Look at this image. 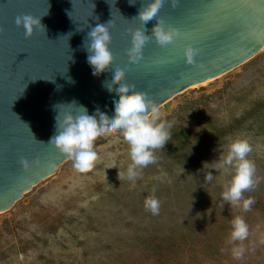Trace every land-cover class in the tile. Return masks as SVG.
Returning <instances> with one entry per match:
<instances>
[{"label":"rangeland","instance_id":"rangeland-1","mask_svg":"<svg viewBox=\"0 0 264 264\" xmlns=\"http://www.w3.org/2000/svg\"><path fill=\"white\" fill-rule=\"evenodd\" d=\"M192 86L159 105L173 122L171 138L134 182L118 177L131 162L127 142L101 133L89 168L77 170L68 158L1 212L0 264H264V48ZM237 137L249 140L256 165L258 182L244 193L255 201L248 211L221 196L234 169L219 168V157ZM153 188L158 215L144 207ZM238 215L249 236L230 242Z\"/></svg>","mask_w":264,"mask_h":264},{"label":"water","instance_id":"water-1","mask_svg":"<svg viewBox=\"0 0 264 264\" xmlns=\"http://www.w3.org/2000/svg\"><path fill=\"white\" fill-rule=\"evenodd\" d=\"M129 2L0 0V213L68 159L48 141L56 133L57 111L62 118L66 111L78 112V106L58 104L75 100L89 110L96 104L112 111L110 96L99 83L109 79V72L101 65L93 74L83 44L92 27L107 22L108 64L128 63L124 47L130 46V29L143 27L136 16L141 0ZM23 15L40 18L46 32L37 29L26 36L15 22ZM158 15L181 35L167 46L149 40L143 59L130 64L122 78L159 105L231 71L264 48V0H180L175 8L166 0ZM155 23L145 25L148 34ZM188 44L200 50L195 59L203 68L185 62ZM22 157L39 158L41 166L25 171Z\"/></svg>","mask_w":264,"mask_h":264},{"label":"clouds","instance_id":"clouds-1","mask_svg":"<svg viewBox=\"0 0 264 264\" xmlns=\"http://www.w3.org/2000/svg\"><path fill=\"white\" fill-rule=\"evenodd\" d=\"M126 2L131 3L129 0ZM165 2L166 0H148L147 3H144L141 0V6L137 10L136 16L139 17L143 27L130 29V46L124 47L128 63L123 65L116 61L108 64L111 50L106 43L109 35L106 27L107 22L97 23L88 32L87 43L84 41L83 44L88 53L87 62L92 68L93 74L100 69L101 65L108 70L109 79H102L99 83L110 96L112 111L106 112L96 104H93L92 109L89 110L83 105H79L75 100L70 103L58 104L78 106V112L74 114L72 111H66L62 118L61 113L57 111L56 133L48 141L59 152L71 159L73 168L83 170L92 165L96 155L93 143L96 136L101 133H118L127 142L131 161L125 172L118 171V177L119 179L126 177L128 181L134 182L141 175L142 169L157 161L156 150L163 149L169 142L173 122L165 118V113L155 99L149 97L144 91L136 90L135 85L129 84L122 78L130 64L139 63L143 59V50L149 40L154 38L160 46H167L181 35L179 28L167 25L164 18L158 15ZM179 3L180 0H170L172 8L177 7ZM153 19L156 23L152 27L151 33L148 34L145 25ZM15 22L17 26H23L28 37H31L37 29L46 32L41 19L32 15L18 16ZM199 51L198 48L188 44L184 48L185 62L203 68L204 65L195 59ZM111 81H115V83L112 84ZM114 93H119L118 97ZM251 151L252 146L249 140L237 137L230 142L226 154L219 157L218 163L219 168L231 167L234 169L231 179L223 186L222 199L230 204L241 206L244 211L250 210L251 205L255 202L252 197L244 198V193L252 189L258 182L255 175V162L248 158ZM114 155L112 152L107 153V157L112 160L113 167H116ZM19 163L25 171H32L34 168H39L42 162L39 158L29 161L22 157ZM204 173L206 182L213 181L214 175L211 171L207 170ZM144 207L153 215L159 214L160 201L155 195V188L151 195L145 197ZM248 236L249 226L245 219L239 215L232 219L230 242H242ZM244 252L243 244L232 248V255L236 259H240Z\"/></svg>","mask_w":264,"mask_h":264},{"label":"bare ground","instance_id":"bare-ground-1","mask_svg":"<svg viewBox=\"0 0 264 264\" xmlns=\"http://www.w3.org/2000/svg\"><path fill=\"white\" fill-rule=\"evenodd\" d=\"M245 63V62H244ZM228 72V71H227ZM212 79V78H211ZM209 81H210V79H207V80H205V81H202L201 83H197V84H195V85H193L192 87H195L196 85H205V84H207V83H209Z\"/></svg>","mask_w":264,"mask_h":264}]
</instances>
